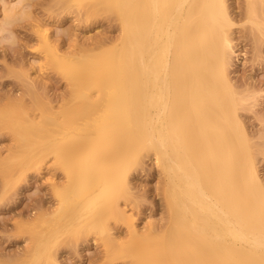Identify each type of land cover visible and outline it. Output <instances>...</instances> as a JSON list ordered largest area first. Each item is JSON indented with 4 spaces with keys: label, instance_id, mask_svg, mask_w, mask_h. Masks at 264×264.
I'll use <instances>...</instances> for the list:
<instances>
[{
    "label": "bare ground",
    "instance_id": "bare-ground-1",
    "mask_svg": "<svg viewBox=\"0 0 264 264\" xmlns=\"http://www.w3.org/2000/svg\"><path fill=\"white\" fill-rule=\"evenodd\" d=\"M67 2L84 4L88 16L104 11L117 20L120 40L68 56L43 34L49 63L67 81L69 96L58 110L35 106L52 127L30 115L26 125L21 113L1 123L12 133L10 151L20 169L53 154L64 170L67 181L56 186L59 227L75 236L99 226L107 247L135 264H264V183L228 75L235 22L226 1ZM259 6L248 0L247 21L264 36ZM75 119L82 124L74 127ZM26 150L36 152L25 160ZM146 155L164 175L168 219L163 229L147 223L141 231L117 200ZM107 218L127 221V245L113 246L100 226ZM32 238L39 240L36 233Z\"/></svg>",
    "mask_w": 264,
    "mask_h": 264
},
{
    "label": "rangeland",
    "instance_id": "rangeland-1",
    "mask_svg": "<svg viewBox=\"0 0 264 264\" xmlns=\"http://www.w3.org/2000/svg\"><path fill=\"white\" fill-rule=\"evenodd\" d=\"M225 1L235 22L228 75L240 97L239 117L264 183V36L247 21L248 0ZM256 1L264 16V0ZM22 5H26L23 13ZM88 12L84 4L67 0H0V264H135L131 257L115 255L107 247L99 226L75 236L59 227L64 219L58 212L56 186L66 183L64 170L53 154L20 169L10 151L12 133L1 127L5 118L16 113H21L25 124L30 115L43 127H52L35 106L58 110L69 96L67 81L49 63L43 34L51 37L53 48L68 56L81 55L82 49L97 53L118 43L119 22L104 11L93 16ZM21 101L22 110L18 109ZM79 120H74V127L82 124ZM68 122L63 121L65 137L72 132ZM26 151L22 157L28 160L37 149ZM126 182L129 188L122 190L119 208L141 231L147 223L163 229L168 219L162 198L165 180L155 157L146 155L139 167L130 170ZM100 226L108 229L114 247L129 243L127 221L107 218ZM32 233L38 235L37 242Z\"/></svg>",
    "mask_w": 264,
    "mask_h": 264
}]
</instances>
